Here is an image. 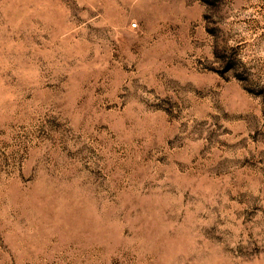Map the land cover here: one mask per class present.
<instances>
[{"label": "rangeland", "instance_id": "obj_1", "mask_svg": "<svg viewBox=\"0 0 264 264\" xmlns=\"http://www.w3.org/2000/svg\"><path fill=\"white\" fill-rule=\"evenodd\" d=\"M0 264H264V0H0Z\"/></svg>", "mask_w": 264, "mask_h": 264}, {"label": "built area", "instance_id": "obj_2", "mask_svg": "<svg viewBox=\"0 0 264 264\" xmlns=\"http://www.w3.org/2000/svg\"><path fill=\"white\" fill-rule=\"evenodd\" d=\"M132 27H135V24H132Z\"/></svg>", "mask_w": 264, "mask_h": 264}]
</instances>
